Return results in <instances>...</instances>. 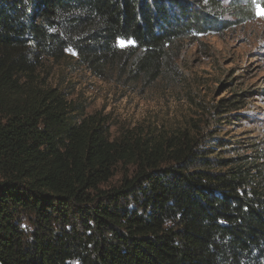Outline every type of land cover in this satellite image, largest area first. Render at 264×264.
I'll list each match as a JSON object with an SVG mask.
<instances>
[{"label":"trees","instance_id":"trees-1","mask_svg":"<svg viewBox=\"0 0 264 264\" xmlns=\"http://www.w3.org/2000/svg\"><path fill=\"white\" fill-rule=\"evenodd\" d=\"M223 14L221 0H0V264H264V139L218 134L264 88H230L197 124L111 137L41 75L71 51L156 78Z\"/></svg>","mask_w":264,"mask_h":264},{"label":"rangeland","instance_id":"rangeland-1","mask_svg":"<svg viewBox=\"0 0 264 264\" xmlns=\"http://www.w3.org/2000/svg\"><path fill=\"white\" fill-rule=\"evenodd\" d=\"M221 2L223 26L177 43L156 78L132 74L127 65L99 74L81 65L71 51L58 61L47 62L41 75L48 70L46 83L59 89L76 108H83L85 115L100 114L111 137L123 128L156 132L197 124L198 107L209 106L230 88H264V15L260 14L264 0ZM261 92L246 112H240L245 119L223 125L218 132L221 138L264 139V89ZM229 146L224 140L226 153ZM122 173L118 166L101 188L119 186Z\"/></svg>","mask_w":264,"mask_h":264},{"label":"snow or ice","instance_id":"snow-or-ice-1","mask_svg":"<svg viewBox=\"0 0 264 264\" xmlns=\"http://www.w3.org/2000/svg\"><path fill=\"white\" fill-rule=\"evenodd\" d=\"M260 14L264 15V9L260 10Z\"/></svg>","mask_w":264,"mask_h":264}]
</instances>
